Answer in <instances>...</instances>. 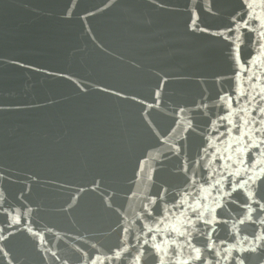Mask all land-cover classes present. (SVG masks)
Listing matches in <instances>:
<instances>
[{"label":"water","instance_id":"obj_1","mask_svg":"<svg viewBox=\"0 0 264 264\" xmlns=\"http://www.w3.org/2000/svg\"><path fill=\"white\" fill-rule=\"evenodd\" d=\"M262 23L0 0V264H264Z\"/></svg>","mask_w":264,"mask_h":264},{"label":"snow or ice","instance_id":"obj_2","mask_svg":"<svg viewBox=\"0 0 264 264\" xmlns=\"http://www.w3.org/2000/svg\"><path fill=\"white\" fill-rule=\"evenodd\" d=\"M246 2H247V0H246ZM261 5L262 6H264V0H261ZM249 7L251 8V7H253V5H251V4H249ZM253 17L251 16V14H249V19H252ZM256 19H260V17H255ZM244 26L245 27H247L248 26V21L246 20L245 22H244ZM261 27H264V23H262L261 24ZM255 29H253V31H254ZM261 35L262 36H264V33H261ZM257 147H258V145H257ZM262 172H264V169H262L261 170ZM249 179L250 180H252L253 182H255V178H253V177H249ZM246 183H248V181H243L242 182V184L240 185V187H243V185L244 184H246ZM235 187V186H234ZM249 195H251V193L249 194ZM262 207H264V206H262ZM193 211H196V209L195 208H193ZM209 223H210V221H208ZM241 222H243V221H241ZM149 231H152V229H149ZM181 235H188L187 233H180ZM153 239H155V237H153ZM209 239H210V237H209ZM145 242H147V241H145ZM213 245L211 244V243H209V245H208V247L209 248H211ZM156 247H158V246H156ZM193 247V250L195 251V253L197 254L195 257H194V259H200V256H199V252H200V249L199 248H195V246L193 245L192 246ZM253 251H255V249L253 248L252 249ZM93 264H95V261H93ZM137 264H139V258H137ZM160 264H164V262H163V260H161L160 261ZM184 264H188V261H184ZM241 264H242V262H241Z\"/></svg>","mask_w":264,"mask_h":264}]
</instances>
